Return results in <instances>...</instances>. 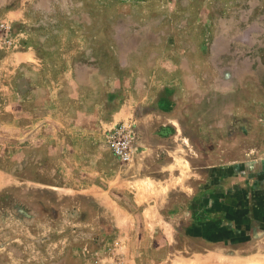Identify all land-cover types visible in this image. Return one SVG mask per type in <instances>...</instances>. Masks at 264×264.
I'll return each mask as SVG.
<instances>
[{
	"label": "rangeland",
	"instance_id": "1",
	"mask_svg": "<svg viewBox=\"0 0 264 264\" xmlns=\"http://www.w3.org/2000/svg\"><path fill=\"white\" fill-rule=\"evenodd\" d=\"M28 53L38 62L18 65ZM75 53L67 64L77 65V87L58 75ZM172 71L184 75L195 116L208 103L224 130L234 116L219 88L235 82L244 139H253L264 117V0H0V264H264V204L250 174L238 187L213 180L225 189L205 191L220 197L206 222L165 199L144 213L159 221H142L123 189L92 188L89 159L63 158L64 96L68 106L77 94L92 104L141 87L153 98ZM190 133L203 149L202 127ZM102 143L104 166L124 167Z\"/></svg>",
	"mask_w": 264,
	"mask_h": 264
},
{
	"label": "crops",
	"instance_id": "2",
	"mask_svg": "<svg viewBox=\"0 0 264 264\" xmlns=\"http://www.w3.org/2000/svg\"><path fill=\"white\" fill-rule=\"evenodd\" d=\"M79 56V53L65 56V66L59 69L58 75L71 79L68 81L71 86H75L78 71L77 65H68L67 62L73 63ZM25 60H20L18 65L34 66L39 59L36 54L28 53ZM173 61L171 59L172 67ZM160 76V86L153 98L141 96V87L133 91L134 95L139 94L138 97L127 91L117 94L108 91L103 96L98 94L95 97L98 102L92 104L90 102L94 99L77 94L74 96L75 105L68 106L67 101L73 97L64 96L65 104L60 107L58 124L65 151L63 158L67 159L74 151V157L89 159L92 163L90 170L96 176V185L92 188L123 189L133 205L141 208L142 221H159L156 214L146 218L144 213L146 207L152 210L165 199L178 204L183 201L194 223L206 222L214 211L212 202L220 197L215 195V201H211L212 197L205 191L225 189L220 186L221 182L213 180H229L238 187L244 174H250L253 200L256 204H264V117L257 118L253 139L245 140L243 106L235 102L238 92L235 82L226 81L219 88L220 95L226 100L228 114L234 116L224 119V130L223 121L212 123L208 103H202V108L209 113L204 112L202 119L195 116L200 107L192 99L193 93L182 79L184 75L172 71L166 78H163L164 74ZM59 95L61 100L62 95ZM80 103L83 104L82 110ZM119 122L133 124L138 140L133 147L131 163L114 170L104 166L107 157L102 151V142ZM215 125L219 128L211 134ZM200 126L204 148L198 150L190 130L195 131ZM208 142L213 144L212 148H205ZM194 191L203 193L198 195ZM180 211L177 209L171 220L177 221L175 217ZM145 235L150 236L147 231Z\"/></svg>",
	"mask_w": 264,
	"mask_h": 264
},
{
	"label": "built area",
	"instance_id": "3",
	"mask_svg": "<svg viewBox=\"0 0 264 264\" xmlns=\"http://www.w3.org/2000/svg\"><path fill=\"white\" fill-rule=\"evenodd\" d=\"M106 144L112 157L121 165L131 163L133 147L138 140L135 127L130 123L116 125L107 135Z\"/></svg>",
	"mask_w": 264,
	"mask_h": 264
}]
</instances>
